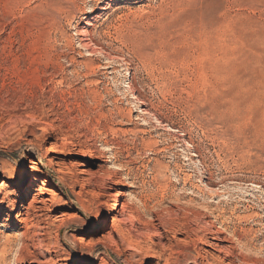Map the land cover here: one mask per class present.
<instances>
[{
	"label": "rangeland",
	"instance_id": "1",
	"mask_svg": "<svg viewBox=\"0 0 264 264\" xmlns=\"http://www.w3.org/2000/svg\"><path fill=\"white\" fill-rule=\"evenodd\" d=\"M192 186L264 258V0H0V264H232Z\"/></svg>",
	"mask_w": 264,
	"mask_h": 264
},
{
	"label": "bare ground",
	"instance_id": "2",
	"mask_svg": "<svg viewBox=\"0 0 264 264\" xmlns=\"http://www.w3.org/2000/svg\"><path fill=\"white\" fill-rule=\"evenodd\" d=\"M213 185V183H208L207 187L209 186L210 188L213 187ZM191 189L194 195H202L203 199L205 200H203L204 202L202 203H196L195 199L192 200L191 202L192 204H194V206L191 208V210H189L193 214H197V216L199 215L198 218H196L198 219V224H204L203 226H201L203 235L199 240L209 246L219 248L225 253L226 259L231 260L232 264L235 262H238V264H264V258L259 256L262 255V252H256V247L252 244V242H250L252 240L249 241L246 236L240 235L237 232H231L226 222L224 220H221V216H216L218 206L216 207V209H213L214 205L212 200L216 198H222L225 194L223 193V195H221L218 192L214 193L213 191H211L212 188L209 192H207L205 189L199 186H192ZM201 210H205L203 211L204 214H201ZM209 218H213V220L203 223L204 219L206 220ZM139 220L141 221V219ZM123 237V233L119 232L115 237V243L118 244L119 240ZM222 244H230V246L226 247ZM238 250L241 251L238 256V259L236 261H233L232 259L234 257V253ZM196 261L195 264H197Z\"/></svg>",
	"mask_w": 264,
	"mask_h": 264
}]
</instances>
